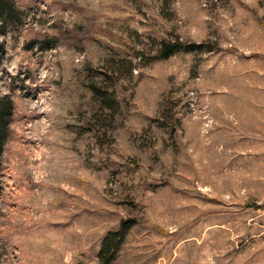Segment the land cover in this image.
I'll return each instance as SVG.
<instances>
[{
    "label": "rangeland",
    "instance_id": "374dc122",
    "mask_svg": "<svg viewBox=\"0 0 264 264\" xmlns=\"http://www.w3.org/2000/svg\"><path fill=\"white\" fill-rule=\"evenodd\" d=\"M11 1L0 264H264V0Z\"/></svg>",
    "mask_w": 264,
    "mask_h": 264
},
{
    "label": "trees",
    "instance_id": "16d2710c",
    "mask_svg": "<svg viewBox=\"0 0 264 264\" xmlns=\"http://www.w3.org/2000/svg\"><path fill=\"white\" fill-rule=\"evenodd\" d=\"M15 8L11 0H0V36L3 35L10 23L15 18ZM203 45L199 43L185 44L176 41H162L156 58L165 59L179 51H196L202 50ZM2 45L0 43V53ZM98 91V90H97ZM95 91V92H97ZM108 107L110 104H106ZM12 114V102L8 95L0 94V153L2 151L5 132L8 128L9 117ZM136 223L134 219H123L110 229L104 236L101 244V253H108L109 250L116 252L118 246L123 242L127 231Z\"/></svg>",
    "mask_w": 264,
    "mask_h": 264
}]
</instances>
